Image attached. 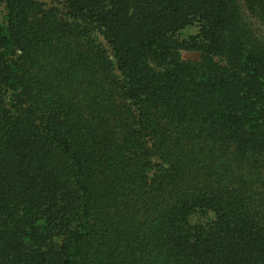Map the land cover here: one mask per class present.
<instances>
[{"label":"trees","instance_id":"trees-1","mask_svg":"<svg viewBox=\"0 0 264 264\" xmlns=\"http://www.w3.org/2000/svg\"><path fill=\"white\" fill-rule=\"evenodd\" d=\"M0 9V264H264V0Z\"/></svg>","mask_w":264,"mask_h":264},{"label":"rangeland","instance_id":"rangeland-1","mask_svg":"<svg viewBox=\"0 0 264 264\" xmlns=\"http://www.w3.org/2000/svg\"><path fill=\"white\" fill-rule=\"evenodd\" d=\"M1 18H2V14H1V9H0V21H1ZM182 56H183V58L185 60L195 61V60H198L199 59L200 54L198 52L184 51L182 53Z\"/></svg>","mask_w":264,"mask_h":264}]
</instances>
